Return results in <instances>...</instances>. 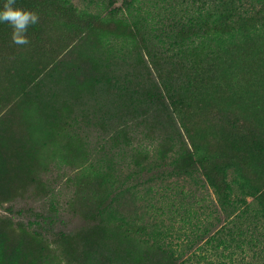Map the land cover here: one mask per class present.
<instances>
[{
	"label": "trees",
	"instance_id": "1",
	"mask_svg": "<svg viewBox=\"0 0 264 264\" xmlns=\"http://www.w3.org/2000/svg\"><path fill=\"white\" fill-rule=\"evenodd\" d=\"M131 1L123 2L129 6ZM181 2L186 12L192 6L191 14L186 21L169 24V31L156 33L159 43H155L147 23L127 14L123 5L101 15L68 8L62 0H17L16 6L37 12L39 22L29 27L26 45L14 44L11 26L0 23V205L19 187L38 182L49 169L41 137L45 126L33 91L40 80L63 73L86 87L92 83V88L105 89L110 78L105 81L106 74L93 63L90 67L86 55L67 66L77 54L75 48L92 38L134 42L149 49L151 39L162 51L154 53L162 62L153 59L159 81L150 85L153 91L143 92L140 107L125 109L126 119L139 118L142 133L154 125L162 138L160 154L175 151L176 167L199 172L217 195L229 219L206 245L223 258L218 263L234 264L236 250L248 248L253 259L264 264V0ZM4 3L0 0V9ZM182 56L188 62L180 61ZM178 67L187 74L183 76ZM121 131L126 135V129ZM232 214L238 219H230ZM35 215L29 227L19 224L12 233L0 221V264H58L46 234L67 233L55 229L51 215ZM139 232L129 223L113 220L92 230L84 244L87 249L74 243V257L81 264H217L219 260L204 253L183 258L158 235L144 237Z\"/></svg>",
	"mask_w": 264,
	"mask_h": 264
},
{
	"label": "rangeland",
	"instance_id": "2",
	"mask_svg": "<svg viewBox=\"0 0 264 264\" xmlns=\"http://www.w3.org/2000/svg\"><path fill=\"white\" fill-rule=\"evenodd\" d=\"M123 1L114 0L113 6L108 0H62V4L101 15L123 5L127 14L147 23L155 43H159L156 33L169 31V24L186 21L192 10L189 5L186 12L181 0H132L129 6ZM162 37L169 42L165 34ZM151 39L149 49L134 42L92 38L82 48H75L77 54L67 66L79 62L80 54L86 55L90 67L95 64L106 74L105 81L110 78L104 82L105 89L92 88V83L86 87L63 73L46 76L33 89L40 104L37 113L45 126L41 137L49 169L41 173L38 182L19 187L0 205V221L12 233L19 224L29 227L36 213L51 215L55 229L67 233L64 237L46 234L58 264H81L74 257V243L87 249L84 244L92 230L113 220L137 227L144 237L158 235L183 258L194 253L219 258L217 249L206 245L229 219L217 195L199 172L187 173L176 167L175 151L160 154L162 138L154 132V125L142 133L140 119L127 120L124 113L127 108L140 107L143 92L153 91L150 85L159 81L153 59L162 62L155 55L162 51ZM182 57L180 61L188 62ZM121 86L127 87L121 90ZM120 128L126 129V135L119 133ZM231 218L237 220L238 216L232 214ZM234 257V264H258L248 248L236 250Z\"/></svg>",
	"mask_w": 264,
	"mask_h": 264
},
{
	"label": "clouds",
	"instance_id": "3",
	"mask_svg": "<svg viewBox=\"0 0 264 264\" xmlns=\"http://www.w3.org/2000/svg\"><path fill=\"white\" fill-rule=\"evenodd\" d=\"M17 0H5L0 9V23H6L12 28V42L17 45L29 43L27 32L31 25L39 22L37 12L16 6Z\"/></svg>",
	"mask_w": 264,
	"mask_h": 264
}]
</instances>
